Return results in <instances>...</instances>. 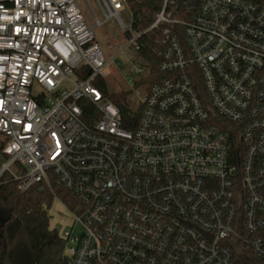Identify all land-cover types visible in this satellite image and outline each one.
Returning a JSON list of instances; mask_svg holds the SVG:
<instances>
[{"label": "built area", "instance_id": "2783aa9c", "mask_svg": "<svg viewBox=\"0 0 264 264\" xmlns=\"http://www.w3.org/2000/svg\"><path fill=\"white\" fill-rule=\"evenodd\" d=\"M95 1L102 21L76 0H0V175L73 197L67 264H264V0H163L147 29L162 77L132 129L96 85L92 30L113 20L137 53L141 33L124 0Z\"/></svg>", "mask_w": 264, "mask_h": 264}, {"label": "trees", "instance_id": "16d2710c", "mask_svg": "<svg viewBox=\"0 0 264 264\" xmlns=\"http://www.w3.org/2000/svg\"><path fill=\"white\" fill-rule=\"evenodd\" d=\"M124 1L131 16L132 31L141 33L137 41L138 54L149 69L148 76L134 87L142 84L148 87L153 81L162 77L158 71L159 54L162 50L161 28L147 29L161 10L163 0ZM177 5L181 11L189 10V6L182 0H179ZM189 16L190 13H187L184 19ZM174 17L180 16L175 14ZM126 36L129 37L127 33ZM182 43H184L183 39ZM87 75L88 71L84 70L82 78H86ZM195 77L198 80L196 71ZM96 85L119 110L123 127L132 129L138 120L140 108L132 111L128 107L126 96L130 91L120 94L109 93L101 79L97 80ZM82 109L85 119L92 115V107L82 104ZM4 144L5 138L0 135V156L3 158V163L7 159L2 153ZM55 197L66 206H70L73 201L69 193L55 187L51 192L36 185L25 192H20L7 173L0 175V264H67L63 257V241L58 231L50 228L46 212ZM255 261L253 258L238 260L239 264H254Z\"/></svg>", "mask_w": 264, "mask_h": 264}, {"label": "rangeland", "instance_id": "374dc122", "mask_svg": "<svg viewBox=\"0 0 264 264\" xmlns=\"http://www.w3.org/2000/svg\"><path fill=\"white\" fill-rule=\"evenodd\" d=\"M85 18L90 21V10L94 15L102 21V13L95 0H76ZM121 18L128 28L131 21V16L127 8L120 12ZM92 37L102 51L104 60L108 63L106 68L107 76L103 79L106 90L112 94H120L130 91L126 96V101L130 110H135L146 90V85L134 87L136 83L129 84L128 79L134 81L144 80L146 77L134 76V67L147 68L145 61L140 55L134 51L133 46H127L129 40L126 33L121 30L117 24L111 20L104 23L102 26L92 30ZM135 91V92H134ZM33 93L36 96L38 88H33ZM3 163V158L0 156V169ZM49 217V226L56 229L58 233L70 227L71 219L66 211L65 206L58 200L54 199L51 206L46 210ZM254 264H261L255 261Z\"/></svg>", "mask_w": 264, "mask_h": 264}, {"label": "crops", "instance_id": "0c3cea01", "mask_svg": "<svg viewBox=\"0 0 264 264\" xmlns=\"http://www.w3.org/2000/svg\"><path fill=\"white\" fill-rule=\"evenodd\" d=\"M51 228V227H50Z\"/></svg>", "mask_w": 264, "mask_h": 264}]
</instances>
